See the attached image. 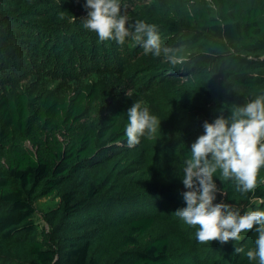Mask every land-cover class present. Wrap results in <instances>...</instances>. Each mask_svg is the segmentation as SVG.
I'll return each instance as SVG.
<instances>
[{
	"label": "trees",
	"instance_id": "obj_1",
	"mask_svg": "<svg viewBox=\"0 0 264 264\" xmlns=\"http://www.w3.org/2000/svg\"><path fill=\"white\" fill-rule=\"evenodd\" d=\"M184 7L162 26L158 16L146 20L170 36L164 43L183 61L182 96L168 92L161 102L159 133L171 144L156 132L129 148L123 112L92 91L71 108L44 86L0 99V264H258L246 256L254 229L239 242L201 244L173 214L186 207L180 177L204 123L264 94V0ZM76 16L70 0H0L2 68L26 64L32 46L47 60L68 59L77 50L73 36L89 42ZM216 183L225 191L216 203L249 207L251 194ZM255 195L264 199V185ZM50 197L59 204L45 215L48 232L34 216ZM144 197L157 202L149 207Z\"/></svg>",
	"mask_w": 264,
	"mask_h": 264
},
{
	"label": "clouds",
	"instance_id": "obj_2",
	"mask_svg": "<svg viewBox=\"0 0 264 264\" xmlns=\"http://www.w3.org/2000/svg\"><path fill=\"white\" fill-rule=\"evenodd\" d=\"M85 29L98 35L101 42L126 39L142 45L144 54L163 57L172 65L182 62L175 51L162 43L158 26L142 20L130 23L122 11L121 0H86ZM231 116L221 114L213 122H205L204 134L191 145V154L184 160L181 181L187 189L182 195L186 207L173 215L188 227L195 228V238L201 244L219 241L239 242L255 230L254 248L246 252L249 261L264 264V199L255 195L264 185V94L246 100L243 106L231 108ZM124 128L127 146L134 148L141 138L157 132L161 123L142 101L134 102L127 112ZM216 178L232 182L234 191L248 196L249 207L240 208L226 202L216 203L221 192ZM235 252H244L235 247Z\"/></svg>",
	"mask_w": 264,
	"mask_h": 264
},
{
	"label": "rangeland",
	"instance_id": "obj_3",
	"mask_svg": "<svg viewBox=\"0 0 264 264\" xmlns=\"http://www.w3.org/2000/svg\"><path fill=\"white\" fill-rule=\"evenodd\" d=\"M71 4H74L75 13L78 15L72 23L83 27L82 21L88 16L86 0H70ZM187 4L189 0H121L122 11L129 17L130 23L137 20L147 22V19L158 16L160 26L179 15ZM84 31L85 35L82 37L89 42L73 36L77 50L66 60L61 55L47 60L44 53L32 46L26 64L15 66L10 63L7 73L0 65V99L13 96L14 91L20 87L42 89L44 86L45 91L51 92L64 106L71 108L80 95L87 96L92 91L98 103L108 101L114 109L122 111L125 123H128V110L134 102L139 101L161 122L164 106L161 104L162 97L167 96L168 92L182 96L183 91L178 90L186 79L181 78L177 65L183 61L172 65L163 57L145 55L142 45L134 40L126 39L124 45L114 40L101 42L97 34L87 29ZM160 36L163 44L170 37ZM45 67L49 70L47 76H44ZM161 129L162 125L158 127L157 134L171 144L170 138L160 135ZM154 201L156 204V198L154 200L144 197V203L149 204V207L154 205ZM58 204L59 200L54 197L37 202L34 219L40 230L51 231L45 215ZM149 207L144 208L151 211L148 210Z\"/></svg>",
	"mask_w": 264,
	"mask_h": 264
}]
</instances>
